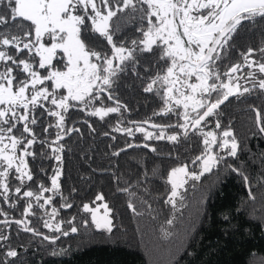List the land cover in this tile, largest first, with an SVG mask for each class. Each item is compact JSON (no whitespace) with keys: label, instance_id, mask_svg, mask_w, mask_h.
Returning a JSON list of instances; mask_svg holds the SVG:
<instances>
[{"label":"snow or ice","instance_id":"snow-or-ice-1","mask_svg":"<svg viewBox=\"0 0 264 264\" xmlns=\"http://www.w3.org/2000/svg\"><path fill=\"white\" fill-rule=\"evenodd\" d=\"M260 25L264 0H0V204L7 205L0 206V264H17L13 234L28 233L55 245L79 232L76 216L61 217L62 209L73 208L62 183L65 141L73 133L83 135L69 126L72 112L106 124L115 119L111 132L129 138L141 134L143 143L127 142L115 156L139 147L157 153L151 141L198 142L200 150L191 159H181L177 151L169 153L177 163L166 173L151 169L167 186L164 239L175 235L189 189L221 166L242 178L255 201L249 175L227 163L238 159L242 146L231 119L224 123L222 106L231 98L264 97V41L240 51L239 61L224 63L234 37ZM129 72L144 83L143 92L159 98L161 107L152 116H167L168 122L126 121L130 109L117 87ZM247 111L257 130L253 134L264 136V108L249 105ZM82 123L95 132L89 119ZM38 158L57 162L47 184L37 181L31 166ZM39 172L47 176L46 169ZM148 175L145 170L144 178ZM258 183L264 186V173ZM117 191L130 197L127 208L135 216L145 214L137 201L146 212L152 209L131 184ZM144 195L150 196L147 188ZM81 210L89 217L81 220L84 227L113 232L114 209L102 192Z\"/></svg>","mask_w":264,"mask_h":264},{"label":"trees","instance_id":"trees-1","mask_svg":"<svg viewBox=\"0 0 264 264\" xmlns=\"http://www.w3.org/2000/svg\"><path fill=\"white\" fill-rule=\"evenodd\" d=\"M126 31L131 37V30ZM262 41L264 25L242 29L234 37L235 47L227 53L224 63L239 61L240 51L249 46L258 47ZM150 59L148 57L141 63L145 64ZM140 71L143 73V68ZM143 87L144 83L131 72L121 77L117 94L130 109V112L124 113L126 121H143L151 117L156 123L168 122L167 116H152L161 107V102L153 94L143 92ZM249 105L264 108V97L231 98V103L222 106V119L224 123L231 119L242 146L238 159L229 158L227 163L249 175L255 201L249 199V189L242 178L221 166L202 177L186 193V207L181 209L182 219L177 222L175 235L167 239L160 231L161 227H167L164 220L170 215L169 206L163 203L167 186L162 178L152 175L151 169L158 167L166 173L175 166L177 161L169 153L175 155L179 151L181 159H191L200 150L198 142L192 140L174 146L167 141H151L157 147V153L139 147L115 156L113 152L125 147L127 142L143 143L141 134L137 133L135 139L129 138L111 132L115 119L106 124L97 118L72 112L69 126L80 128L83 135L73 133L65 141L62 183L73 208L62 209L61 217L68 219L76 216L74 223L79 232L61 237L55 245L41 242L28 233L13 234L12 244L20 252L17 264H264V186L258 183L264 173V136L253 134L257 130L250 119L252 114L247 111ZM84 119H89L95 132L82 123ZM172 119L175 120V117ZM148 130L153 131L151 128ZM40 131L37 126V132ZM105 132L111 134L105 136ZM111 136H116V140H112ZM30 163L33 171L37 172V181L49 183L47 177L52 175L57 162L38 158ZM41 167L47 170V176L39 172ZM145 170L149 173L147 179L143 176ZM114 177H119V180ZM138 180L140 184H137ZM129 184L152 204V209L146 212L137 201L140 211L145 213L143 216H135L127 208L130 197L117 191L118 187ZM73 188L75 193L71 192ZM145 188L150 196L144 195ZM100 192L114 209L115 227L111 234L81 224L82 219L89 218L82 212V204L90 203ZM0 206L7 209V205ZM12 215L18 216V213ZM225 215L229 216L228 221H224ZM152 216L156 217L154 221ZM41 231L51 235L48 229L41 227ZM65 250L64 255L52 254Z\"/></svg>","mask_w":264,"mask_h":264},{"label":"rangeland","instance_id":"rangeland-1","mask_svg":"<svg viewBox=\"0 0 264 264\" xmlns=\"http://www.w3.org/2000/svg\"><path fill=\"white\" fill-rule=\"evenodd\" d=\"M191 183V182H190ZM98 203H100V202H98Z\"/></svg>","mask_w":264,"mask_h":264}]
</instances>
